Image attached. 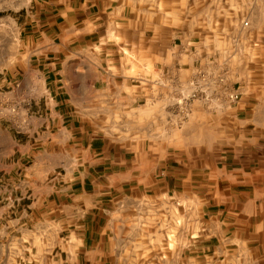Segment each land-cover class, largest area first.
Returning <instances> with one entry per match:
<instances>
[{
  "label": "crops",
  "instance_id": "0c3cea01",
  "mask_svg": "<svg viewBox=\"0 0 264 264\" xmlns=\"http://www.w3.org/2000/svg\"><path fill=\"white\" fill-rule=\"evenodd\" d=\"M14 3L6 34L16 51L0 70V96L20 109L0 118V217L14 214L12 240L26 231L29 263L143 264L163 257L170 225V258L264 264V79L252 81L250 102L230 105L221 91L193 101L182 129L171 119L165 136L146 117L162 114L167 94L146 84L162 77L140 74L130 86L112 70L122 59L108 36L127 49L131 33L147 31L132 28L131 0ZM116 97L128 100L122 123Z\"/></svg>",
  "mask_w": 264,
  "mask_h": 264
},
{
  "label": "rangeland",
  "instance_id": "374dc122",
  "mask_svg": "<svg viewBox=\"0 0 264 264\" xmlns=\"http://www.w3.org/2000/svg\"><path fill=\"white\" fill-rule=\"evenodd\" d=\"M131 6L138 10L131 15L132 28L136 32L147 31L131 33V45L130 48L126 46L127 49L118 47L121 35L108 36L112 37L108 41L116 46L109 51L110 56L122 59L115 62L112 70L116 74L130 75L134 79L128 82L130 86L142 83L138 80L140 74L153 77L157 73V80L162 77V82L146 83L147 87L161 86L167 94L162 114L147 113L146 117L150 123L157 116L163 135L172 134L171 119L181 130L190 113L185 106L193 101L203 102L210 93H225L230 105L253 100L250 99L252 81L264 79V0H131ZM16 7L14 0H0V70L11 63L16 51L11 48V35L6 34L15 25L12 17L18 18ZM246 20L248 26L243 25ZM123 62L124 65H120ZM115 87L116 91L121 89L118 85ZM231 91H240L242 98L231 101L228 96ZM125 102L128 104L126 99H115L116 114L112 117L117 123L129 119L122 111ZM181 203L178 210L180 228L186 217L185 206ZM162 212L163 218H171L169 211ZM11 213L5 210L0 217L3 219L0 226H6L4 235L0 236V264H30L28 255L32 246L29 242L32 241L26 240V231L19 232L18 241L12 240L11 216L14 214ZM146 228L147 232L154 229ZM161 230L163 257H146L142 259L143 264H187L184 257L169 256V249L174 245L171 226L163 225ZM197 230L196 226L195 233ZM35 247L41 249L42 244L37 243ZM202 260L196 259V263L202 264ZM211 264L216 261L212 260Z\"/></svg>",
  "mask_w": 264,
  "mask_h": 264
},
{
  "label": "built area",
  "instance_id": "2783aa9c",
  "mask_svg": "<svg viewBox=\"0 0 264 264\" xmlns=\"http://www.w3.org/2000/svg\"><path fill=\"white\" fill-rule=\"evenodd\" d=\"M243 25L248 26L249 21H244ZM20 82H17L12 88V91L15 93V96L18 95V90L20 88ZM229 99L231 101H238L241 97L240 91H231L229 93ZM20 105L18 102L11 100L10 96H0V118L6 117H15L19 114Z\"/></svg>",
  "mask_w": 264,
  "mask_h": 264
}]
</instances>
